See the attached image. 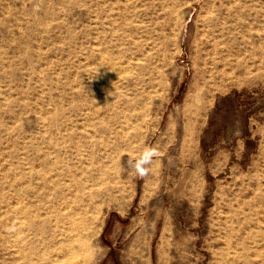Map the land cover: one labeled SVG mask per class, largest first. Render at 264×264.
Here are the masks:
<instances>
[{
    "label": "rangeland",
    "instance_id": "374dc122",
    "mask_svg": "<svg viewBox=\"0 0 264 264\" xmlns=\"http://www.w3.org/2000/svg\"><path fill=\"white\" fill-rule=\"evenodd\" d=\"M0 264H264V0H0Z\"/></svg>",
    "mask_w": 264,
    "mask_h": 264
},
{
    "label": "clouds",
    "instance_id": "9594fccd",
    "mask_svg": "<svg viewBox=\"0 0 264 264\" xmlns=\"http://www.w3.org/2000/svg\"><path fill=\"white\" fill-rule=\"evenodd\" d=\"M111 96V92L108 93ZM160 155L159 151L155 148H145L139 156L134 160L131 167L134 172L140 177H144L151 170V165L154 160Z\"/></svg>",
    "mask_w": 264,
    "mask_h": 264
},
{
    "label": "bare ground",
    "instance_id": "6f19581e",
    "mask_svg": "<svg viewBox=\"0 0 264 264\" xmlns=\"http://www.w3.org/2000/svg\"><path fill=\"white\" fill-rule=\"evenodd\" d=\"M218 65V64H217Z\"/></svg>",
    "mask_w": 264,
    "mask_h": 264
}]
</instances>
